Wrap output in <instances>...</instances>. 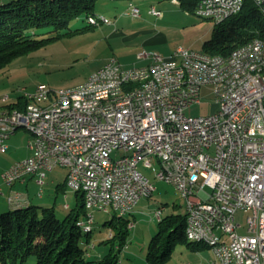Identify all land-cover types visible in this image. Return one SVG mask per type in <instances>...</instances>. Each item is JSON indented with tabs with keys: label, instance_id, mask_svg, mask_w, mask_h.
<instances>
[{
	"label": "built area",
	"instance_id": "obj_1",
	"mask_svg": "<svg viewBox=\"0 0 264 264\" xmlns=\"http://www.w3.org/2000/svg\"><path fill=\"white\" fill-rule=\"evenodd\" d=\"M172 3L177 5L179 1ZM215 4H223V11H215ZM245 4L246 0H203L199 7L213 11V21L218 24L240 13ZM130 8V14L138 17L140 12H135L132 4ZM151 14L162 17L155 7ZM105 20L111 24L108 18ZM238 54L230 61L211 60L208 53L179 47L171 58H177L178 67H185L187 86L176 94L135 97L113 110L99 105L96 111L89 112L43 111L28 114V120L0 119L1 153L7 151L9 139L16 134L12 133L15 122L28 121L38 130V138L30 137L28 141L32 155L2 174L4 184L12 187L38 176L43 185L48 173L67 168V178L94 186V193H82L87 211L85 223L90 225L96 212L119 213L149 198L157 191V182H163L187 194L188 223L194 234L216 237L213 216H220V226L245 251V263L240 264H264V79L247 82V73L264 67V39L260 47L252 43L249 62L238 63ZM157 55L160 54H140L139 58L149 63L132 68L123 67L116 58L110 59L69 98H63V105L74 106L82 98L105 95V88L122 89L134 79H142V83L150 80L151 72L163 70L161 64L152 65ZM224 65L240 68V75L230 76V80L241 79V87L231 92L203 91L200 79L191 74V66H198L202 77L220 82ZM166 85L174 82H158V88ZM23 92V97L33 100L54 95L45 86ZM197 92H206L218 110L206 116L187 115V110L202 105ZM219 94H227V101H219ZM0 104L10 105L9 97H2ZM155 161L158 170L154 168ZM160 164L169 165L173 180H165ZM140 165L155 171V181L139 170ZM23 199L22 194L13 191L8 203L20 204ZM193 210H202L205 222L194 220ZM239 212L250 213L244 234L237 221ZM162 216L163 212L154 213L158 221ZM134 227L131 222L129 228ZM220 264H224L223 259Z\"/></svg>",
	"mask_w": 264,
	"mask_h": 264
},
{
	"label": "rangeland",
	"instance_id": "obj_2",
	"mask_svg": "<svg viewBox=\"0 0 264 264\" xmlns=\"http://www.w3.org/2000/svg\"><path fill=\"white\" fill-rule=\"evenodd\" d=\"M15 1L18 0H0V5ZM131 4L139 8L138 17L130 14ZM153 7L162 12L163 20H158L151 14ZM94 14L108 18L111 24L103 22L97 25L95 31L53 42L15 59L10 65L0 69V99L8 96L9 103H16L24 96L23 90L34 92L39 86H45L57 91L77 86L113 58L123 67L132 68L137 63L138 56L143 53H158L170 59L179 47L202 51L204 43L213 38L216 25L213 19L201 18L196 13H188L179 4L160 0H98ZM87 22L85 16L80 17L73 21L70 27L72 30L80 29L87 25ZM202 99V105L187 110V115L206 116L209 112L218 110L214 99L205 93ZM31 136L30 131L20 128L13 139L19 140L21 145L25 146ZM9 157V152L0 154V166L5 164ZM154 168L159 169L156 161ZM139 170L155 181L153 169L140 165ZM59 172L63 178L68 169L59 167ZM66 188L65 191L58 192L56 187L40 189L44 190L46 198H51L52 207L56 208L60 219L65 218L70 211L65 205L74 207L76 204V194L67 183ZM142 200L141 203L144 198ZM145 202V213L137 216L135 228L130 230L128 245L120 254L122 264H147L148 246L158 231V222L154 217L158 209L164 211L165 208L163 215H166L174 210L173 206L176 204L181 213L186 211V201L181 193L174 186L163 182H157V192ZM114 214L103 211L95 213L93 245L98 246L109 237L111 230L106 223L111 220L118 222ZM132 214L133 212L126 218ZM249 215L247 212L237 214V221L243 226L240 230L242 234L247 232ZM102 250L107 252L106 248ZM213 261L215 262V257L212 247L192 252L181 245L173 251L166 264H213ZM25 264H36V258L30 257Z\"/></svg>",
	"mask_w": 264,
	"mask_h": 264
},
{
	"label": "trees",
	"instance_id": "obj_3",
	"mask_svg": "<svg viewBox=\"0 0 264 264\" xmlns=\"http://www.w3.org/2000/svg\"><path fill=\"white\" fill-rule=\"evenodd\" d=\"M97 1L18 0L1 4L0 69L53 42L95 31L104 17L94 14ZM178 1L181 8L195 14L203 0ZM84 16L87 25L72 30L71 23ZM256 38L264 39V13L248 1L240 13L215 25L213 38L204 43L202 51L228 57L236 48ZM14 105L23 109L26 102L20 97ZM75 194L76 204L63 219L58 218L54 206H31L0 213V264H25L32 256L36 264H119L120 254L128 245L129 224L134 221L114 214L118 222L106 223L111 234L95 246L92 244L95 222L90 230L79 225L87 211L83 194ZM186 225L187 212L162 216L148 246L147 264H166L181 245L193 251L209 248L205 243L189 240Z\"/></svg>",
	"mask_w": 264,
	"mask_h": 264
},
{
	"label": "bare ground",
	"instance_id": "obj_4",
	"mask_svg": "<svg viewBox=\"0 0 264 264\" xmlns=\"http://www.w3.org/2000/svg\"><path fill=\"white\" fill-rule=\"evenodd\" d=\"M248 1H252L264 13V5H260V0H246V2ZM134 11L140 12L139 8L135 6ZM215 11H223V4H215ZM195 13L201 18L213 19V11L200 10L199 5L197 6ZM102 20L103 22H107L105 17H103ZM252 43L253 47H260L263 43V39L256 38L243 44L236 48L228 57L210 54L211 60L230 61L239 53L238 63L249 62ZM160 64L163 65V70L160 72H151L150 80H144V83H142V79H134L129 81V83H126L125 87L122 89L116 90L113 88H105V95L96 94L93 98H82L81 101H78V104L74 106L63 105V98H69V95L73 93V90L81 88V84L66 89L52 91V94L54 95H50L49 97H38L35 100L30 97H23L26 102V106L23 109L17 108L14 103H11L10 105L0 104V119L20 118L21 120H28V114H42L43 111L56 112L59 110L62 114L89 112L96 111L99 105L106 106V110H113L119 108L121 103H128V101H132L135 97L150 96V98H157V96H163L166 94H176L177 90H183L185 86H187V79L184 78L185 67H178L177 58H170L169 65L168 59L161 55L152 58V65ZM191 74H193L194 79H200V87L203 91L231 92L241 87V79L230 80V76L240 75V68H232V65L223 66L222 72L220 73V82H217L214 78L202 77V71L198 66H191ZM177 78H179V80H177ZM259 79H264V67L247 73V82L257 83ZM158 82H174V85H166L165 88H158ZM203 93L206 95V92H197V99H202ZM219 101H227V94H219ZM20 128H25L30 131L32 135L31 138H38V130L35 127H32L30 122H15L12 125V133H16ZM160 173L165 180H173V171L168 164H161ZM66 183L74 192L94 193V186H87L83 180H76L75 183L72 179L66 178ZM179 192L186 201L187 238L191 241L202 242L209 247H212L215 257V262L213 261V264H220L221 259L224 260V264L245 263V251L243 247H241L240 243H236V239H234L232 235L227 234V232L224 231V226H220V216H213V227H215L216 237H210L207 233H193L192 225L188 223L189 214L187 194L183 193V191ZM152 195L153 194H149V197ZM137 204L138 203L130 204L121 212L115 214L127 216L133 212ZM156 212H163V209H158ZM193 219L197 222H205L204 212H202V210H193ZM93 224L88 225L85 223V219L79 222V225L86 230H90Z\"/></svg>",
	"mask_w": 264,
	"mask_h": 264
},
{
	"label": "crops",
	"instance_id": "obj_5",
	"mask_svg": "<svg viewBox=\"0 0 264 264\" xmlns=\"http://www.w3.org/2000/svg\"><path fill=\"white\" fill-rule=\"evenodd\" d=\"M157 19L158 20H163V15H162L161 18H157ZM148 63H149V61H146L144 59H140L139 56H138L137 63L134 65V67H143V66H146ZM15 135H13L9 139V141L7 143L8 144L7 151L4 152V153L0 152L1 155H5L8 152L10 153V157L8 158L6 163L3 164V165L1 164V166H0V180L1 181H3L2 180V174L6 170H8L13 164H15L16 162L22 161L24 159H27V158H29L32 155V152H31V150L28 147V142H27V144L25 146L21 145L19 140L13 139V137ZM67 174H68V172L64 175L63 178H61V175H60V172H59V168H57L53 172L47 174L43 185L39 184V182H38L39 181V177L38 176L29 177L26 180L25 183L17 182L12 187L6 186L4 184V182H2V183L0 182V187L2 189V194L0 195V213L6 212V211L15 210V209H18V208H27V207H31V206L52 207L51 198H46L44 190H40V189H43L44 187H47V188L56 187L57 188V192H58V190H64L65 191L67 189L66 188ZM13 191L22 194V196L24 197V199L22 200V202L20 204L17 203V204L9 205L8 196ZM150 198H144V202L143 203H141L143 201V200H141L137 204L136 208L134 209L133 214L129 216V218L132 219L135 223H136V220H137V216L143 215L145 213V209H144L145 205L144 204L146 203L145 201H148ZM68 199H69V197H68ZM140 203L142 204V206H140ZM65 208L66 209H70V208H72V206L67 204V205H65ZM173 209L174 210H172L170 213H168L166 215L181 213L180 208H179L178 205L174 204ZM164 211H165V208H164ZM164 211H163V213H164ZM185 212H182V213H185ZM166 215H163V217L166 216ZM156 221L159 222L157 219H156ZM205 249H208V248H205ZM188 250H190V249H188ZM202 250H195V251L190 250V251L198 252V251H202ZM121 264H122V261H121Z\"/></svg>",
	"mask_w": 264,
	"mask_h": 264
}]
</instances>
